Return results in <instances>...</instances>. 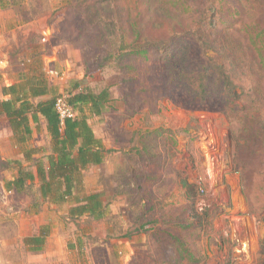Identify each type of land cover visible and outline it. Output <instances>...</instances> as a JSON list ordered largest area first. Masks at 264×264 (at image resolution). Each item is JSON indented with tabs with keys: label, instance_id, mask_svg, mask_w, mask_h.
I'll return each mask as SVG.
<instances>
[{
	"label": "rangeland",
	"instance_id": "rangeland-1",
	"mask_svg": "<svg viewBox=\"0 0 264 264\" xmlns=\"http://www.w3.org/2000/svg\"><path fill=\"white\" fill-rule=\"evenodd\" d=\"M12 4L0 7L1 72L26 70L35 49L57 95L75 81L110 95L99 115L83 110L109 150L83 191L107 212L70 221L69 205L6 191L0 171V264H264V0ZM209 58L241 80L240 99L221 96L215 71L196 89ZM31 144L49 152L44 123ZM46 225L57 256L23 244Z\"/></svg>",
	"mask_w": 264,
	"mask_h": 264
},
{
	"label": "trees",
	"instance_id": "trees-1",
	"mask_svg": "<svg viewBox=\"0 0 264 264\" xmlns=\"http://www.w3.org/2000/svg\"><path fill=\"white\" fill-rule=\"evenodd\" d=\"M12 3L13 0H0V7H6L7 4L11 6ZM203 42L199 37L196 45L201 55L206 56L204 47H208V44ZM146 50L147 48L142 46L139 53L144 54ZM132 52L137 53L135 50ZM38 55L39 51L34 49L29 57L31 63L26 70L19 73V81L15 84L6 86L0 72V95L8 96L7 100L0 99V114L8 119L14 138L22 144L30 141L33 129H38L43 121L51 139V146L47 154L35 159L32 156L40 154L41 148L30 147L24 150L26 166L19 161L3 162L15 168L17 172L13 179L5 182L4 187L6 191L18 195L25 192L30 195L35 192L43 202L56 206L69 205L66 218L70 221L81 218L101 220L106 215L107 205L103 203L101 194L84 193L82 172L90 165H100L109 150L94 136L83 110L88 107L91 114L99 115L110 95L107 90L95 94L82 87L79 81L73 82L67 92V101L76 116L64 120L61 124L54 108L58 95L49 84L47 72ZM214 71L221 96L226 101L240 99L237 89H240L241 95L244 94L241 80L236 74L227 71L224 65H216L211 58L207 60L200 79L205 83L196 86V89H201L202 94H205L210 80L207 73L212 75ZM39 98L43 99L34 102ZM34 185H37V188L34 189ZM184 186L189 187L186 182ZM49 233L50 228L47 225L42 226L38 235L26 237L23 244L30 252H41ZM260 249L264 259V241L260 243Z\"/></svg>",
	"mask_w": 264,
	"mask_h": 264
},
{
	"label": "crops",
	"instance_id": "crops-1",
	"mask_svg": "<svg viewBox=\"0 0 264 264\" xmlns=\"http://www.w3.org/2000/svg\"><path fill=\"white\" fill-rule=\"evenodd\" d=\"M51 60L52 59H50V61ZM40 63H42L44 70H47V64L45 63V61H43V59L40 60ZM0 72H1V70H0ZM19 73L20 72H17V74L15 73V74H11V75H8V74L6 75V73L1 72V77H2L3 83L6 86H10L12 84L17 83L19 81L18 80V77L20 76ZM53 77H56V76H53ZM53 88L56 92V88L54 86H53ZM0 99L1 100H7L8 96H1L0 95ZM40 99H43V98L35 99L34 102H37ZM0 123L4 124V128H2L3 134L0 131V171L1 172H10L11 173V179H13L17 175L16 169L13 168L12 166L8 165V164L3 163V162L19 161L24 166H26L27 163H26L25 157H24V150H26L30 147L34 148V147H39V146H32V144H31L32 138L27 143H24V144L19 143L13 136V132L10 128L9 123H8V119L4 115H1V114H0ZM43 123L44 122L42 121V124ZM31 126L34 127V125H31ZM1 127L2 126H0V130H1ZM40 128H41V126L38 129L37 128L33 129L32 137H34V135L39 131ZM45 131H46V127H45ZM37 155H39V154H37ZM105 156H106V154L104 155L103 162L105 160ZM32 158L35 159V158H40V157L33 155ZM103 162L101 164H103ZM94 166H99V165H90L89 167H94ZM87 169H85V170H87ZM32 171L34 173L33 168H32ZM83 172H82V174H83ZM52 240L53 239L51 238V236L49 237V235L45 239V245H44V250H43L45 252V257H50V255L57 256L56 254L53 253V250L51 249L52 248V246H51ZM43 251H41V252H43ZM35 253H38V252H35Z\"/></svg>",
	"mask_w": 264,
	"mask_h": 264
},
{
	"label": "built area",
	"instance_id": "built-area-1",
	"mask_svg": "<svg viewBox=\"0 0 264 264\" xmlns=\"http://www.w3.org/2000/svg\"><path fill=\"white\" fill-rule=\"evenodd\" d=\"M49 74H51L52 76L58 75L57 72L53 71H50ZM67 97L68 96L66 93H60L58 94L54 103V108L60 119L61 124H63L64 120L73 119L76 116V112L68 104Z\"/></svg>",
	"mask_w": 264,
	"mask_h": 264
}]
</instances>
